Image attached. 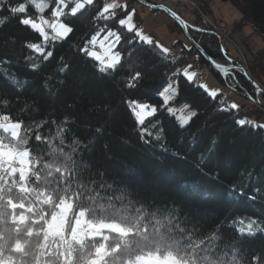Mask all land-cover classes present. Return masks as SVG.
Segmentation results:
<instances>
[{"label":"trees","instance_id":"obj_1","mask_svg":"<svg viewBox=\"0 0 264 264\" xmlns=\"http://www.w3.org/2000/svg\"><path fill=\"white\" fill-rule=\"evenodd\" d=\"M76 1L0 0V120L20 123L28 152L25 169L0 159V264H264V125L209 92L198 69L245 98L252 85L239 71L222 78L192 43L138 37L121 21L133 8ZM221 1L264 43V0ZM40 19L68 31L43 35L30 24ZM108 31L112 66L88 53H101L90 40ZM187 34L208 56L232 58L212 31ZM189 63L191 76L180 69ZM254 67L264 78V46ZM170 82L175 104L194 112L184 124L162 96ZM138 104L153 108L140 121ZM64 202L123 229H52Z\"/></svg>","mask_w":264,"mask_h":264},{"label":"rangeland","instance_id":"obj_2","mask_svg":"<svg viewBox=\"0 0 264 264\" xmlns=\"http://www.w3.org/2000/svg\"><path fill=\"white\" fill-rule=\"evenodd\" d=\"M85 1L91 0H77L75 3V8L82 5ZM166 1L171 2L177 9H179L183 13L187 22H192L191 25L194 26V29L202 30L205 28L208 30H213V33L218 36L217 38L219 39V41L231 51L234 61L237 63L243 62L240 64L246 66L249 74L257 82L264 85V78L258 71L255 70L254 67L257 52L264 46V43L262 39L253 32V29L249 24L239 25V23H237V20L240 18V14L231 3L221 0H195L199 2V4L197 8L191 10L187 7L184 8V3L182 0ZM104 2L106 3V7L116 6L115 10L117 9V13H120L122 10L128 7L130 9L134 7L137 10L138 6H140L141 8L137 12L140 11L142 13V11L144 10L142 15H144L146 12L150 13V10L147 7L135 0H104ZM122 5H125L127 7L124 8ZM132 13L136 14L133 11H130L129 14ZM51 25L52 34L56 36H64V34L66 33L65 30L68 29L66 25L61 21H53ZM33 26H35V28H37L43 34L42 27L39 24L33 23ZM187 28L189 27L187 26ZM46 35H50L49 31L47 30ZM183 36L186 37L185 34H183ZM116 38V35L109 31L103 34L94 35L90 42L92 45H95L97 48H99L101 50V53H95L94 50H89L88 53L93 56L100 64H103L105 66H112L119 57L118 51L115 48ZM177 50L178 49L175 48L174 52ZM115 57L116 59H114ZM190 60L192 62L197 61L194 58H191ZM180 69L182 72H187L188 75H190V72L194 74V72L197 70L193 63L185 64ZM197 74L199 75V82L206 85L212 91H214V89L216 90V88L219 87L222 88L221 90L223 91V93L226 94L227 92L229 94V98L231 96H240L241 98H239L242 99V103L239 107L240 110L243 109L245 111L244 118H246V115L249 116L250 113L255 109L263 110L262 106H260L261 101L263 103L262 96L259 95L258 102L248 100L247 98L238 94L236 90L232 89V86H227L224 84L221 86V84L217 82L216 78H214V76L210 73L209 69H205V67L203 66L198 69ZM175 90L176 85L174 83L171 84L170 82L164 88L162 96L168 106V109L174 112L179 121L184 124L189 120L194 112L192 113L190 107L186 103L175 104ZM137 109L138 121L142 120L146 115L150 114L153 111V108L151 106H146L145 104H138ZM0 130L7 133V135L9 136V139H6V142H8V144L6 145L8 146L4 147L3 139H0V159L6 163L10 162L12 165L19 169H25L26 165L28 164V152L21 145L22 143H24V138L20 134V123L17 121L2 119L0 120ZM10 137L13 140H11ZM69 210L70 203H62L58 214L53 216L49 220V226L52 229L60 230L66 222H70L72 228L75 231H85L89 234H99L102 229H110L116 231H120L121 229H123L122 226L114 222L92 225L86 222L84 213L82 211H78L77 216H74L75 213L70 214ZM151 264L163 263L155 262Z\"/></svg>","mask_w":264,"mask_h":264},{"label":"crops","instance_id":"obj_3","mask_svg":"<svg viewBox=\"0 0 264 264\" xmlns=\"http://www.w3.org/2000/svg\"><path fill=\"white\" fill-rule=\"evenodd\" d=\"M112 7L113 6H111L110 8ZM123 7L126 8L127 6L124 5ZM148 9L150 10V13L146 12L144 15H142L144 10L140 14L138 13L129 14L130 12H128L127 13L128 15L126 14V16L123 17L121 21L127 28L133 29L134 32L138 35V37L144 38L146 40H154L157 43L164 46L165 48H171L173 43L177 40L181 41L186 47L190 46L191 44L190 40H188L187 36L186 37L183 36V34H185L183 29L172 18H170L169 15H167L165 12L161 10H153L151 8H148ZM33 23H37L41 27L42 26L52 27L51 25L52 23H50L46 19H40L37 22L30 21V24L32 26H33ZM67 31L68 29L65 30L66 33ZM114 59H116V57ZM190 74L193 75L191 72ZM202 85L209 92H212V93L217 92V91H222L221 90L222 88H219V87H217L216 90L214 89V91H212L206 85L204 84ZM239 97L238 96L232 97L233 104L240 105L242 103V99H240L241 97L240 98ZM245 119H247L251 123L258 122L261 125H264V111L261 109H255L254 111L250 113L249 116L246 115Z\"/></svg>","mask_w":264,"mask_h":264},{"label":"water","instance_id":"obj_4","mask_svg":"<svg viewBox=\"0 0 264 264\" xmlns=\"http://www.w3.org/2000/svg\"><path fill=\"white\" fill-rule=\"evenodd\" d=\"M141 4H145L143 0H135ZM154 10H161L166 12L172 19L183 29L185 32L186 36L187 34V26L190 29H194L192 25H186L185 21L178 17L175 13L172 11H169L167 8H165L163 5H154L152 6ZM192 44L197 48L198 53L204 57V59L209 63V65L214 68L222 78H226L227 76H232L234 71H239L242 73L245 78L249 81V83L252 85L254 91H255V97L254 98H247L250 101H259V95L262 96L264 93V88L262 87L261 83L257 82L248 72L247 68L245 65L237 63L234 61L233 58L228 57L227 55L224 56V60H219L216 58H212L208 56L205 51L196 43H193L190 38H188ZM223 49V48H221ZM223 51V50H222ZM233 89V87H232ZM238 93V92H237ZM256 98V99H255ZM260 106H262V109L264 110V105L261 101Z\"/></svg>","mask_w":264,"mask_h":264},{"label":"built area","instance_id":"obj_5","mask_svg":"<svg viewBox=\"0 0 264 264\" xmlns=\"http://www.w3.org/2000/svg\"><path fill=\"white\" fill-rule=\"evenodd\" d=\"M183 3H184V8L187 7V8H190L191 10L197 8L199 2L195 1V0H182ZM146 4L148 6H152L154 4H162L164 5L168 10L176 13L177 15H179L180 17H183L184 14L175 7V5H173L171 2H168L166 0H145ZM139 9H135V11L137 12ZM114 11H116L114 9ZM240 63H243V62H240ZM205 67V66H203ZM205 69H207V67H205ZM259 99V98H258ZM241 114H245V111L243 109L240 110Z\"/></svg>","mask_w":264,"mask_h":264},{"label":"bare ground","instance_id":"obj_6","mask_svg":"<svg viewBox=\"0 0 264 264\" xmlns=\"http://www.w3.org/2000/svg\"><path fill=\"white\" fill-rule=\"evenodd\" d=\"M205 29V28H204ZM210 31L214 32L213 30L209 29Z\"/></svg>","mask_w":264,"mask_h":264}]
</instances>
